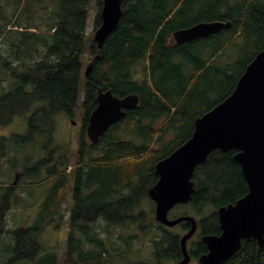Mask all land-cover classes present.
<instances>
[{"label":"trees","instance_id":"obj_1","mask_svg":"<svg viewBox=\"0 0 264 264\" xmlns=\"http://www.w3.org/2000/svg\"><path fill=\"white\" fill-rule=\"evenodd\" d=\"M102 4L97 0L96 29ZM90 5L0 0V126L16 116L28 124L24 133L0 137V161L21 166L33 185L51 181L32 224L11 231L15 244L0 264H163L182 258V232L141 207L158 180L155 164L191 137L196 118L232 93L264 49V0H128L103 48L87 34ZM203 21L231 26L192 41L174 39L176 30ZM86 56L93 64L88 76ZM99 88L137 94L139 103L93 143L86 128ZM79 108L84 115L73 163L71 152L56 142V117ZM236 152L216 149L195 169L196 192L184 205L200 216L203 233L218 232L217 208L249 191ZM5 187L0 231L10 196H18L16 186ZM69 191V233L60 258L39 237L49 224L60 225ZM180 225L184 230L189 223ZM147 242L152 257L133 256L135 246ZM224 264H264V248L255 238L244 239Z\"/></svg>","mask_w":264,"mask_h":264},{"label":"water","instance_id":"obj_2","mask_svg":"<svg viewBox=\"0 0 264 264\" xmlns=\"http://www.w3.org/2000/svg\"><path fill=\"white\" fill-rule=\"evenodd\" d=\"M126 1L103 0L101 24L94 34L99 48L104 47L117 29ZM230 26L231 21H203L178 29L173 36L182 43L212 35ZM92 66V63L88 65L86 76ZM97 101L86 128L93 143L98 142L112 124L119 122L126 110L138 105L139 96H119L111 89L99 88ZM216 149L224 152L236 149L234 159L241 165L249 191L235 203L218 209L222 233L202 237L209 249L200 258L202 264H224L241 249L243 239L255 238L264 248V49L247 65L232 93L196 118L191 137L155 164L159 178L148 193L156 203L157 221L168 227L183 221L191 225L181 237L183 259L176 264L189 263L188 240L197 231L198 220L190 214L171 218L169 212L176 205L192 200L196 192L195 169Z\"/></svg>","mask_w":264,"mask_h":264},{"label":"rangeland","instance_id":"obj_3","mask_svg":"<svg viewBox=\"0 0 264 264\" xmlns=\"http://www.w3.org/2000/svg\"><path fill=\"white\" fill-rule=\"evenodd\" d=\"M98 11L97 0H91L90 5V18L89 24L87 27V34L90 38H94V34L96 31L95 28V17ZM9 29V27H8ZM4 30L3 27H0V31ZM2 41H0L1 43ZM90 57H85V72L90 64ZM6 84V83H5ZM83 111L81 108L77 109L73 116L68 115L66 113L58 114L56 121V132L55 138L56 142L60 143L64 149L69 150L71 152L70 156H73L71 162H76V152L77 147L79 145V137L82 132V119H83ZM74 121L76 123H74ZM28 128L27 119L22 116H16L15 119L7 124L0 126V137L1 136H10L12 133H24ZM87 136V131H86ZM88 137V136H87ZM71 169V168H70ZM17 175V178L15 179ZM16 180V181H14ZM29 181H34V179L27 178V173L25 170L19 166L11 169L10 164L8 163V159L3 157L0 161V203H4L5 198L3 197L8 190L6 189V185L16 186L14 192L18 193V196L13 195L10 196L9 202L11 207L6 212L4 219V229L0 231V258L9 259V254H6V250L10 249L15 244L14 235L11 233L16 228L19 227H28L32 224L39 211V207L41 201L44 198L45 190L47 186H49V182L46 183L45 186L42 184L41 186L33 185ZM28 184V185H27ZM27 185V186H26ZM30 185V186H29ZM32 185V186H31ZM72 207V191H69L65 202L61 207L62 218L60 220V225L57 226L55 222L46 226V228L42 231L39 240L43 248L46 250H56L59 254V257H63V253L66 251L67 247V238L69 233V216ZM143 209L147 211H152L155 214V204L151 200L150 197H147L141 206ZM181 212H188L191 215L198 217V215L193 212L192 207L190 205L178 204L174 208L171 209L169 215L173 218L175 215L180 214ZM200 217V216H199ZM176 230L180 232H184L181 229V225L176 226ZM116 231H114L115 233ZM119 232L127 233L126 230H117V234ZM116 234V235H117ZM115 235V236H116ZM192 240H197V237L192 238ZM192 241V243H193ZM141 246V251L136 250ZM119 248H123L122 245L118 246ZM152 247L150 245H140L137 244L135 246V250L133 256H138L144 259H149L152 257ZM135 258V257H134ZM163 264H175V260H169L164 262Z\"/></svg>","mask_w":264,"mask_h":264},{"label":"flooded vegetation","instance_id":"obj_4","mask_svg":"<svg viewBox=\"0 0 264 264\" xmlns=\"http://www.w3.org/2000/svg\"><path fill=\"white\" fill-rule=\"evenodd\" d=\"M220 208V207H219ZM217 208V221H218V232L216 233H212V234H221L222 233V228H221V223H220V220H219V214H218V209ZM182 223V222H181ZM179 223V224H181ZM189 223V222H187ZM177 224V225H179ZM176 225V226H177ZM175 226V227H176ZM191 225L189 223L188 227L186 229H184V232L182 233V235H184L189 229H190ZM205 234H208V233H203V226H202V223L200 221V219L198 218V228H197V231L194 233V235L188 240V246H189V253L191 255V259L189 261L188 264H202L201 263V256L203 254H206L207 252H209V249H208V246L207 244L203 241L202 237L205 235ZM194 237H197V240H192V238ZM248 240V239H247ZM193 241V243H192ZM244 241V239H243ZM231 258V257H230ZM229 258V259H230ZM183 259V256L182 258L180 259H177L175 260V264L182 260Z\"/></svg>","mask_w":264,"mask_h":264},{"label":"bare ground","instance_id":"obj_5","mask_svg":"<svg viewBox=\"0 0 264 264\" xmlns=\"http://www.w3.org/2000/svg\"><path fill=\"white\" fill-rule=\"evenodd\" d=\"M25 38V37H24ZM96 51V50H95ZM98 52V51H97ZM50 63V62H49ZM93 68V67H92ZM105 136V135H104ZM114 143H116V142H114ZM117 144V143H116ZM101 208V207H100ZM110 212V211H109ZM117 215V214H116Z\"/></svg>","mask_w":264,"mask_h":264}]
</instances>
